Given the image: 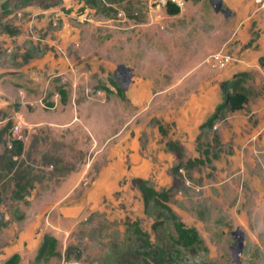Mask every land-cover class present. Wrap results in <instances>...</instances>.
<instances>
[{
    "label": "rangeland",
    "instance_id": "1",
    "mask_svg": "<svg viewBox=\"0 0 264 264\" xmlns=\"http://www.w3.org/2000/svg\"><path fill=\"white\" fill-rule=\"evenodd\" d=\"M218 1L220 9L216 11L214 6ZM235 1L236 7L225 0H185L180 12L173 15L153 0H0V66L5 68L0 70V225L5 220L17 221L15 232L22 234L35 222L37 226L42 208L52 205L51 217L46 219L45 216L39 225L43 232L61 236L57 239L61 255L50 256L39 264H64L71 260L80 264L141 262L137 251H143L142 241L136 226L145 230L153 242H170L175 228L169 213L154 201L157 195L145 205L133 177L146 179L158 190L173 184L166 191L168 198L163 200L162 196L158 200L167 203L185 224L196 227L203 238L202 247L195 252L184 248L176 254L178 259L173 264H264V62L255 60V66L241 67L237 71L246 72L244 107L239 111H226L213 128L202 130L198 143L204 146L210 142L212 153L218 152L212 162L204 157L202 163H188V158L199 157L200 152L193 156L186 154L179 139L168 137V128L155 113L158 103L166 110L170 105L167 113H171L186 94L165 91L160 101H150L148 97L145 103L148 110L137 114L134 120L136 107L124 97L125 86L132 80L130 71L133 78L138 77L135 85L147 78L154 79L155 86L182 80L175 90L188 85V80L198 75L203 66L208 67L211 74H220L225 66L213 68L200 61L207 47L219 41L222 45L207 57L222 49L233 56L230 62L241 60V51L249 45L252 47L260 30L254 28L257 27L255 21L244 25L241 20V25L235 28L241 17L238 7L246 9L250 0H233V5ZM254 3L255 9L261 7L257 14L264 19V6L258 0ZM232 8H236V13H232ZM167 30L170 38L166 36ZM261 45L254 46L264 53ZM150 50L156 51V55ZM61 60L66 62L65 67L60 65ZM237 67H230V71ZM61 69L64 73L58 74ZM75 69L79 74H88L86 87L83 78L70 77L69 72L73 74ZM227 71L230 72L228 67ZM190 73L192 75L188 76ZM72 80L77 82L76 87L79 86L75 94L77 107L82 94L86 95L85 90L91 96L97 94L107 98L105 105L97 106L92 102L88 107V117H92L89 124L75 121L74 105L67 103L74 94ZM57 85L66 89L64 103L60 95L53 92ZM54 96L63 104H58L56 109L51 108ZM78 109L82 119L85 112L81 107ZM229 117L239 126L232 127L230 137L226 138L221 128L228 123ZM96 118H104L105 124L98 121V126L92 125ZM49 119L67 122V125H48ZM140 121L147 132L143 133L141 141L138 139L137 152L142 153L151 144L153 139L150 138L157 136L159 140L151 144L148 152L164 140L166 149L175 154L168 169H165L167 161L163 163L158 156L152 161L160 164L148 177H144L141 167L126 168L111 197L92 205L87 214L82 211L72 215L76 219L73 227L63 218L61 222L56 220L63 205L71 203L69 207L74 206L75 199L89 188L85 184L90 183L98 166L100 156L94 164L90 162V170L75 188H70L77 180L74 173L61 189L58 186L71 171L80 169L91 159L93 148L86 127L97 137L105 138L102 155L106 185L121 174L123 165L116 159L122 154L125 138L132 141L135 136L137 141L135 128ZM18 122L21 123L23 149L20 155L13 156V166L8 167L11 152L3 156L4 149H10L11 140L15 138L13 126ZM165 124L171 127L175 122ZM213 131L218 134V142L213 141ZM170 140L177 141L184 152L183 165L174 182L172 166L181 159L167 148ZM250 144L259 145L253 154L254 163L242 168L236 158L228 157L237 145L242 150ZM139 145L141 151H138ZM244 159L245 163L249 161ZM168 176L170 182L167 184ZM100 177L103 178V174ZM44 196L48 199L40 200L36 206L37 200ZM159 212L163 223L153 229L151 224ZM20 218L22 222L19 223ZM47 221L50 224H46ZM70 227L71 231L66 232ZM63 231L66 232L64 241ZM238 241L242 250L237 256L232 245ZM67 246L70 254L64 259L62 250ZM18 253L19 264H28L29 247Z\"/></svg>",
    "mask_w": 264,
    "mask_h": 264
},
{
    "label": "crops",
    "instance_id": "2",
    "mask_svg": "<svg viewBox=\"0 0 264 264\" xmlns=\"http://www.w3.org/2000/svg\"><path fill=\"white\" fill-rule=\"evenodd\" d=\"M225 2L227 4H231L234 7L237 6L236 1H235L236 5H233V0H225ZM255 6L256 5L254 3V0H250L246 9H241V7H238L239 10H237V11H239V15L241 17L239 18V21L236 24L235 28H238L241 25V20L244 22L243 23L244 25H248V23L255 21L257 23V27H254V28L260 30V35L255 37V39H254L255 43L252 42L253 43L252 47H249L250 46L249 45V46H247V48H244L243 52L241 51V55H242V57H240L241 60H238L237 63L236 62H234V63L230 62L231 64L229 63V64H227V66L222 68V71L220 72V74H211L207 70L208 67L203 66L204 69L200 68V72L198 75H194L191 79L188 80V85H182L178 90H175V88L177 86L181 85L180 81H182V80H178L175 83L168 84L165 86H163L162 84L161 85L158 84L157 86H155L156 81L154 79L147 78V79H143V82L135 85V81H136L135 79L138 77L133 78V72L130 71L132 80L129 81L127 83V85L125 86L124 97L127 98V100L129 102L131 101V103H130L131 105H134L136 107L137 112L135 113L133 120L137 117V114H142L143 112L148 110L149 106L145 105L148 97H149L150 101H153V100L160 101L162 99L160 96H162L165 91H168V92L174 91V92H181L183 94H186V95H184L182 102L180 104H178L177 107H175L171 113H167V111L171 110L170 105H168V107H167V109H169V110H166V108H160L159 103H158V108H157L155 113L160 115L161 119H163L162 123L168 128V137L173 138V139H179V142L181 143V145L183 144V146L185 147L186 154H188L189 156L195 155V152L196 153L198 152L196 144H197V134L199 133V125L213 112L216 105L219 102H221L223 99V92H222L221 87L219 85L220 81L223 79L229 78L230 75H232L233 73L240 70L241 67H246V66L248 67L251 65L255 66L254 63L258 60V57L260 55H264V53H261L262 51H258V47L254 46V45L260 46V44L262 43L261 47L264 48V19L261 16L259 17L257 14L258 10L261 9V7L255 9ZM262 8H264V7H262ZM232 13H236V8H232ZM249 18H250V20H249ZM168 31L169 30H167V32H166V36L170 38L171 35H170V33H168ZM246 37H248V36H246ZM249 39H250V35L248 37V40ZM118 40H119V42L122 43L121 37L120 38L118 37ZM112 44H113V41L111 40L110 46ZM125 45L130 46L128 43H126ZM221 45H222V42L219 41V42L215 43L214 45H212V47H207L205 56H204V54H201V56H204L200 60L202 65L207 63V61H206L207 55L210 52H212L214 49L220 47ZM120 51H121V48L118 51V55H119ZM151 51L152 50H150V52ZM151 53L156 55V51L151 52ZM60 62H61L60 65L64 64L63 67L66 66V62L64 63V60H61ZM202 65H200L199 67H201ZM236 65L238 66L237 69L235 71H230L231 70L230 67L233 68ZM227 67L229 68L230 72L227 71ZM4 69H5L4 67L0 66L1 71ZM68 70H69V68H68ZM192 70L196 71V69H192ZM61 71H62V69L58 70V74L64 73ZM69 73H70V77H73L74 79L77 78V80H79V79L83 78V80L85 81L84 87L87 86L86 79L88 78V74L86 72H84L83 74H79L78 70L76 72V69H75L73 74L71 72H69ZM192 73H190L188 76H191ZM165 76H166V74H165ZM183 77L185 78L186 75H183ZM184 78H183V80H184ZM64 79H67V77H65ZM70 83H71L72 88L74 89V94H72L70 96V99L67 101V103L69 102L71 104V102H72L74 105L73 109H74L75 115L77 117V120L75 119V121L81 120L82 122L89 124L90 119L92 117H88V107L92 104V102H94L97 106L105 105L107 98H105L104 95H97V94H94V96H91L85 90L86 95L82 94V96L80 97V100H79V104H78V107H81V109L85 112V113H83L84 116L81 118L82 119L87 118L85 120H82L79 117L80 116L79 115L80 110L78 109L77 104H75L76 103L75 102V94H76L77 88L79 86H77V87L75 86L77 83L76 81L74 82L72 80ZM58 104L63 105V104L59 103L57 100V97L54 96L53 105L51 106V108L56 109L58 107ZM241 109H236L233 111H239ZM155 113L153 115H155ZM98 121H101L102 125L105 124L104 118H102L101 120L96 118L91 124L98 126L99 125ZM167 121H174L175 125L174 126L171 125V127L167 126L165 124V122H167ZM46 122L48 125H51V126L53 125L56 127H62L64 125H67V122L52 121L50 119L47 120ZM39 123H40V125L42 124V122H39ZM43 123L46 125L45 122H43ZM129 123H131V121ZM249 123L250 122H248V124ZM226 125H224V127H222L221 130L226 134V138H227V137H230V131H231L232 127H233V129H237L239 124L237 123L236 120H233L232 118L229 117L228 123ZM96 130H100V128L96 127ZM135 130L137 132L136 133L137 141H135V139H136L135 136L132 137L133 138L132 141L130 140L129 137L125 138L123 140V144H122L123 148L121 149L122 154L119 156V159H116V160H118L119 164L123 165V166H121V169H120V170H122L121 174L111 178L109 180V183L105 185V158L102 155L103 151L105 150V138L97 137L95 135V133H93V131L89 127L88 128L86 127L87 133H89V135L91 136L90 141L92 142V148H93V154L90 156L91 159H90L89 163L85 164L80 169L71 171L69 175H67L66 177H64L61 180V182L58 184V186L61 189L64 186L65 182L70 179V175L74 173L75 178L77 180L74 181L73 185L70 188L71 189L75 188V186L81 181L82 176H84V174L90 170V167H91L90 162H93L92 164H94L96 162V158L98 156H100V159L97 163L98 166L95 169L94 176L91 178L90 183L85 184L86 186H89V188H87V190L83 191V193H81L75 199V202L73 203V205L74 204L75 205L71 206V207H69L71 205V203L67 206L63 205V207L61 208V213H59V215L57 216V219L54 217H52V218H54L60 222L64 221V220H65L64 222L68 221L70 223V225H72V227H73L75 222H76V219H73L72 215H76L77 213L82 212V211H85L87 214L90 212L92 205L100 202L102 199L105 200V198L111 197L113 192H115V190L118 188L119 180L125 174L124 169H126V168L129 169V168L141 167L145 173L144 177H148V174L154 170V167H156L160 164V163H154L152 161L156 156H158V157H160V160L163 161V163H164V160L167 161V163H166L167 165L165 166L166 167L165 169L166 170L168 169V167L172 164V162L175 159V154L166 149L165 141L164 140L159 141V144L155 145V147L152 148L151 152H148V148L151 147V144H153V142H156L157 140H159V138H157V136H156V139L154 138V136H152L150 138V140L153 139L150 142L151 144L148 147L146 146V148H144L142 153H139V152H137L138 139H139V141H141L143 133H145L147 131L145 130L144 123L141 121L138 123ZM254 130H256L255 133H258L257 129L254 128ZM155 134H157V131L155 132ZM223 137H224V135H223ZM237 147L238 148H235V150H233L232 153H229L228 157L236 158V160L241 164L242 168L247 167V164H249L251 162L254 163L253 154H254L255 148L259 147V145L250 144L248 147H243L242 150H241V147L239 145H237ZM141 150H142L141 145H139L138 151H141ZM244 158H246V160L248 159L249 161L247 163H245ZM220 165L221 164H218V166H220ZM158 168H156V169L158 170ZM101 174H103V178L100 177ZM134 174H136V173H134ZM169 182L170 181H169V176H168L166 183L168 184ZM54 193H53V195H54ZM45 199H48V197L44 196L41 199L37 200L36 206L40 200H45ZM71 208H72V210H71ZM47 210H49L48 213H47ZM51 210H52V205L51 206L47 205L44 208H42L41 209L40 222H38L37 226H36V222H35L32 225L31 229L23 232L22 234H20V232H15L16 231L15 225H17V221H13V222L9 221L5 226L1 227V231H0V234H1L0 235V263L3 260H5L7 257H9L11 254H13L14 252H20L21 253L26 247H29V251L31 252L29 255L28 264H39L43 260V258L39 259V260L35 259V255H36L37 249H38V247L42 241L43 234L47 233V232H45V231L43 232L41 230V226L39 225V223L43 222V218H45V216H46V219H47V217H51V213H52V212H50ZM28 215L29 214H27L26 216H28ZM21 220H22V218L18 219V222L19 223L22 222ZM46 224H50V221L49 222L47 221ZM72 227H70V230L66 229L65 231L66 232L71 231ZM65 231H63V234H62V236L64 237L63 241L66 239V236H64V233H66ZM58 232H59V230H58ZM48 233H51V232H48ZM54 236L57 239H60V237H61V236L59 237L57 235H54ZM64 251H65V249L63 248L62 257L65 259ZM60 255H61V251H60ZM20 260H19V262H20Z\"/></svg>",
    "mask_w": 264,
    "mask_h": 264
},
{
    "label": "trees",
    "instance_id": "3",
    "mask_svg": "<svg viewBox=\"0 0 264 264\" xmlns=\"http://www.w3.org/2000/svg\"><path fill=\"white\" fill-rule=\"evenodd\" d=\"M165 9L168 14H176L180 11V8L174 4H167ZM258 60L261 63L264 62V55H260ZM245 75L246 72L240 71L234 73L232 77L220 81V87L223 92V99L216 105L213 112L199 125V133L197 134V150L200 152L201 156L188 158V163H202L204 161V157L205 159L209 158V162H212V159L217 157L218 152L212 153L210 142L204 146H201L198 141L201 138L202 130L213 128L215 122L219 119H222L226 111H233L243 108L244 104L247 101V95L245 93L243 85ZM53 92H56L60 95V99L63 103L66 101V89L63 85L54 86ZM212 138L213 141L218 142L219 138L216 131H213ZM9 147V150L4 149L5 153L3 156H6L9 151L11 152V154H8L9 156L7 160L8 167H11L14 163L13 156L20 155L22 152L23 141L14 138L11 140ZM167 148L175 151L177 157L181 159L172 166L174 182L176 175L180 174L178 170L183 165L182 157L184 156V152L182 146L177 141L173 140L167 142ZM132 181L137 184V186L141 190L145 205L147 204L148 200L151 197H155V195H157L158 199H160L159 197L163 196L162 199L166 200L168 198L166 191L171 189V187L173 186L172 184L171 187L158 190L155 187L150 186L147 180L144 178L133 177ZM154 199V201H158L159 205H161L169 213V217L170 219H172V222L174 224L175 234L171 235L170 242L162 240L153 242L150 239L149 234L145 230H143L139 226H136L135 230L137 234H139L140 240L142 241V245L140 247L141 249H143L142 252L139 250L137 252L139 253V256L142 257V261L136 263L134 260H132L129 261L128 264H173L178 259V256L176 254L182 252L184 248L189 250L190 252H195L199 247H202L204 243L203 238L201 237L196 227L185 224L167 203L161 202V200L159 201L156 198ZM7 222V220L3 221L1 224L2 226H0H5ZM161 223H163V219L160 218L159 212V214L156 215V218L152 222L151 226L154 229ZM57 244L58 240L54 235L48 232L44 233L42 241L37 249L35 259H46L50 256L59 255L60 251L57 249ZM69 252L70 247L67 246L64 251L66 259L69 258ZM19 260V253L14 252L0 264H19Z\"/></svg>",
    "mask_w": 264,
    "mask_h": 264
},
{
    "label": "built area",
    "instance_id": "4",
    "mask_svg": "<svg viewBox=\"0 0 264 264\" xmlns=\"http://www.w3.org/2000/svg\"><path fill=\"white\" fill-rule=\"evenodd\" d=\"M261 3V6H264V0H258ZM158 6H164L166 8L167 4H174L181 8L185 2V0H153ZM233 56L227 53L226 51L219 49L215 52L211 53L207 57V63L213 68L216 67H224L226 66L231 60ZM13 131L15 134V138L18 140H23V136L21 132V123L18 122L13 126ZM64 264H80L79 261L71 260L67 261Z\"/></svg>",
    "mask_w": 264,
    "mask_h": 264
},
{
    "label": "water",
    "instance_id": "5",
    "mask_svg": "<svg viewBox=\"0 0 264 264\" xmlns=\"http://www.w3.org/2000/svg\"><path fill=\"white\" fill-rule=\"evenodd\" d=\"M214 9L217 11L220 9V2L218 1L217 3H215ZM232 246H234V255H237L240 253V251L242 250V246L241 243L238 241L235 244H233Z\"/></svg>",
    "mask_w": 264,
    "mask_h": 264
}]
</instances>
